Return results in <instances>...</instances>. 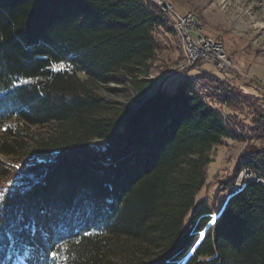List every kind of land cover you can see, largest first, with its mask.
I'll list each match as a JSON object with an SVG mask.
<instances>
[{
  "label": "trees",
  "instance_id": "16d2710c",
  "mask_svg": "<svg viewBox=\"0 0 264 264\" xmlns=\"http://www.w3.org/2000/svg\"><path fill=\"white\" fill-rule=\"evenodd\" d=\"M161 35L177 63L179 37L153 0H0V155L46 127L19 177L0 179V264H264V148L238 168L258 180L216 205L196 197L209 151L239 135L217 103L246 93L207 72L135 106L92 86L124 72L149 89ZM253 126L264 131V115ZM122 240L158 249L125 254Z\"/></svg>",
  "mask_w": 264,
  "mask_h": 264
},
{
  "label": "rangeland",
  "instance_id": "374dc122",
  "mask_svg": "<svg viewBox=\"0 0 264 264\" xmlns=\"http://www.w3.org/2000/svg\"><path fill=\"white\" fill-rule=\"evenodd\" d=\"M165 1L171 3L179 12L197 11L204 23V31L224 44L233 64L232 68L222 69L212 62L203 60L194 69L189 70L188 75L177 71L175 60L180 53L176 52L172 44H165V36L161 35L162 47L150 62L147 76L151 80L149 89L142 90L140 88L142 82L139 80L134 82L124 72L112 74L107 82L94 83L92 86L105 99L135 106L152 95L160 86L165 87L175 84L181 78L195 77V74L202 75L203 72H207L225 79L235 91L245 92L246 101L235 104L238 107L233 109L222 103V100L217 103L228 122L235 125L236 133L239 135L235 138H224L209 151L212 160L205 167V183L196 197L216 205L242 180L257 177L250 168H238L245 155L264 148V131L253 126L257 119L264 115V0ZM180 50L182 54V49ZM140 77L138 79H141ZM205 87L209 90L208 85ZM209 91L214 96L215 93ZM218 97L215 94L216 101ZM217 104L215 103L216 106ZM29 129L32 132L31 142L45 136L46 127L32 126ZM31 142L17 155H0L4 164V169L0 170V179H11L9 182L12 183L13 178L19 177V173L24 170V161L29 158L23 157L25 155L23 150L32 149ZM94 144L103 146V141L96 139ZM230 181L232 183L226 186ZM201 236L202 234L200 238ZM121 243L125 254L133 251L138 255L152 256L158 249L150 247L143 241L122 240ZM184 263L185 261L180 264Z\"/></svg>",
  "mask_w": 264,
  "mask_h": 264
},
{
  "label": "built area",
  "instance_id": "2783aa9c",
  "mask_svg": "<svg viewBox=\"0 0 264 264\" xmlns=\"http://www.w3.org/2000/svg\"><path fill=\"white\" fill-rule=\"evenodd\" d=\"M155 1L172 20L180 40L182 56L176 63L177 71L188 75L190 67L201 63L203 60L212 63L216 61L217 66L222 69L232 68L233 64L228 57L224 44L204 31V23L197 11L179 12L165 0ZM253 179H258V176L242 180L234 190L242 187L245 181ZM261 182L264 183V180Z\"/></svg>",
  "mask_w": 264,
  "mask_h": 264
},
{
  "label": "snow or ice",
  "instance_id": "6c2138e0",
  "mask_svg": "<svg viewBox=\"0 0 264 264\" xmlns=\"http://www.w3.org/2000/svg\"><path fill=\"white\" fill-rule=\"evenodd\" d=\"M210 222H211V221H210ZM85 235H87V233H85ZM52 255H53V257H54V256H55V253H53Z\"/></svg>",
  "mask_w": 264,
  "mask_h": 264
},
{
  "label": "water",
  "instance_id": "95a60500",
  "mask_svg": "<svg viewBox=\"0 0 264 264\" xmlns=\"http://www.w3.org/2000/svg\"><path fill=\"white\" fill-rule=\"evenodd\" d=\"M213 63H214L215 65H217V62H216V61H213Z\"/></svg>",
  "mask_w": 264,
  "mask_h": 264
}]
</instances>
